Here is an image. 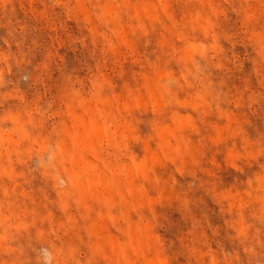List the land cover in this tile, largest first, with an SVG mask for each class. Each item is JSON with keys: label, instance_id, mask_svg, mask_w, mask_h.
I'll return each instance as SVG.
<instances>
[{"label": "rangeland", "instance_id": "1", "mask_svg": "<svg viewBox=\"0 0 264 264\" xmlns=\"http://www.w3.org/2000/svg\"><path fill=\"white\" fill-rule=\"evenodd\" d=\"M0 264H264V0H0Z\"/></svg>", "mask_w": 264, "mask_h": 264}]
</instances>
